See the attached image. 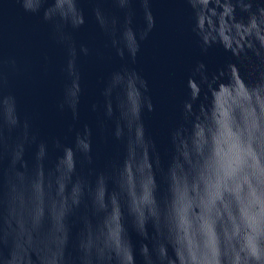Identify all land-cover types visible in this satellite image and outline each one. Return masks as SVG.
Returning a JSON list of instances; mask_svg holds the SVG:
<instances>
[{
	"label": "water",
	"instance_id": "water-1",
	"mask_svg": "<svg viewBox=\"0 0 264 264\" xmlns=\"http://www.w3.org/2000/svg\"><path fill=\"white\" fill-rule=\"evenodd\" d=\"M0 264H264V0H0Z\"/></svg>",
	"mask_w": 264,
	"mask_h": 264
},
{
	"label": "clouds",
	"instance_id": "clouds-1",
	"mask_svg": "<svg viewBox=\"0 0 264 264\" xmlns=\"http://www.w3.org/2000/svg\"><path fill=\"white\" fill-rule=\"evenodd\" d=\"M257 259H260V256H259V254H257Z\"/></svg>",
	"mask_w": 264,
	"mask_h": 264
}]
</instances>
